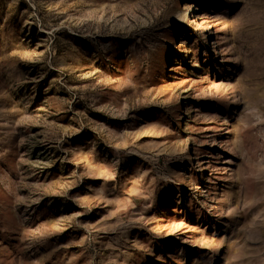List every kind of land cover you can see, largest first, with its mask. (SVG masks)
<instances>
[{
  "label": "rangeland",
  "instance_id": "374dc122",
  "mask_svg": "<svg viewBox=\"0 0 264 264\" xmlns=\"http://www.w3.org/2000/svg\"><path fill=\"white\" fill-rule=\"evenodd\" d=\"M0 264H264V0H0Z\"/></svg>",
  "mask_w": 264,
  "mask_h": 264
},
{
  "label": "bare ground",
  "instance_id": "6f19581e",
  "mask_svg": "<svg viewBox=\"0 0 264 264\" xmlns=\"http://www.w3.org/2000/svg\"><path fill=\"white\" fill-rule=\"evenodd\" d=\"M195 22V21H194Z\"/></svg>",
  "mask_w": 264,
  "mask_h": 264
}]
</instances>
